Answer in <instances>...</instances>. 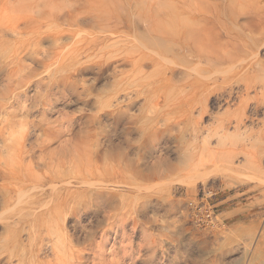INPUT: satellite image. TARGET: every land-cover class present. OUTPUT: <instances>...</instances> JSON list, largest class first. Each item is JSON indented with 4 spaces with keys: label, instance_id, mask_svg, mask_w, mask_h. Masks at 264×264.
<instances>
[{
    "label": "bare ground",
    "instance_id": "6f19581e",
    "mask_svg": "<svg viewBox=\"0 0 264 264\" xmlns=\"http://www.w3.org/2000/svg\"><path fill=\"white\" fill-rule=\"evenodd\" d=\"M37 1L33 0L31 3H26L23 0H13L10 3V6L18 8L17 13L20 15L17 16L19 18L13 28L14 31L38 33L41 31L42 26L47 27L50 22H53L54 25L55 22L57 24L58 20L61 21L60 17H64L63 21L68 27H71L73 24L79 26L82 21H88L87 17L80 18L81 14L73 12L67 8L69 7L67 5L66 8L65 6L58 5L56 7L51 5L50 1L44 0L42 4H39L40 1ZM144 2L147 1L143 0L142 6ZM175 3L159 2L157 5L165 9V13H161L164 12L162 8H159V10L154 8L151 10L152 13L147 14L144 18L145 26L139 25L137 21L135 23L131 22V27L127 31L121 28L125 21L123 18L107 17L106 13H102V16L94 19L90 18L91 20L87 22L92 28H97L96 32H87L80 29L76 32H68V34L63 31L52 34V39L57 41L62 40L63 34L69 35L75 47L60 60L50 65L43 64L44 71L39 75L34 72V69L27 67L21 61V58L15 57L16 62H14V59V61L12 60L15 67L10 69L9 73L7 72L6 77L9 78V82L16 81V84L13 88H9V93H0V176L9 178V185L0 186L1 207L10 206L18 200L17 192L23 189H41L39 191L43 194L47 188L54 191V193L49 195L51 198L49 200L51 202V200L55 199L56 201L57 199L58 202L56 201V204L59 206L57 212L59 214L60 209H67L70 212L76 211L78 207L82 208L83 206L86 211L95 209V211L101 210L104 212L105 221L98 224L97 227H91L87 223L90 228L85 231L93 236L103 226L102 228L104 229H101L103 233L102 235L99 234L101 242L94 243V246L90 240L95 236L93 238H86L82 241V244L85 245L83 249L77 250V247H73V243L79 242L78 239L67 231L69 229H66L65 225H60L61 223L59 221L60 224L57 223L55 219V225L53 222H48L49 224L42 222L43 224L38 223L39 225H35L34 222V225H29L30 223H26L22 219L23 216L17 217L16 221H9L8 219L5 222L7 226L0 235V264L3 261V264H123L126 258L131 257L132 259L133 255L136 254L135 251L137 249L134 250L135 248H131L128 245L129 249L127 250V247L120 246L121 244H118V248L111 246V244L110 246L113 247V250L110 251L108 249V252L106 250L108 243L106 235L112 233L114 235L113 241L121 239V242L117 240L119 243L124 242L127 237L129 239V236H127L129 234L126 235L125 232L130 218L132 219V224L130 223L132 225L131 230H133L132 232H136L137 222L139 221H136L133 215H137V213L141 214L142 210L146 209L144 207L147 203H150L152 195L155 192L165 190L164 188L159 190V186H154L158 184L151 185V182L154 183L153 181L162 179L166 175L174 174V169L170 166V162L168 164L165 161L166 159L162 161V156L156 159L155 154L158 153V147L162 144L166 146L172 141L178 146L186 145L184 135L186 131L189 132L191 138L189 142H193L194 145V142L201 136V134L198 136L201 131L200 122L202 116L206 113V106H204V101H207L206 92L208 88L206 86L200 85L195 89L196 82H193L189 85V93L185 95L183 94L185 91L184 85H181L178 89L182 93L180 95V93H175L176 87L170 84L174 76L177 77L179 75L180 78V75H182L181 81L183 82L192 74H200L202 68L187 69L178 73L173 66L169 64L164 65L161 60H165L169 55L176 56V60H182L186 56H191L197 62L202 60L218 65L219 62L221 63L228 56L227 53L226 56L221 55L219 51L216 27L202 20L199 14V16L192 19V22H189L182 15L185 12L184 10H188L187 8L190 5L187 8L183 7V9ZM183 4L181 3V6ZM197 4L199 9L196 8L198 9L196 13H200L201 10L206 9L215 18L220 15L218 9L220 2L214 1L210 3L208 1H201ZM157 5L155 7L158 8ZM110 21H114L115 23L110 25ZM235 25L238 29L240 28L239 32H242L243 26L239 25L237 21H235ZM237 28L234 29L238 32ZM136 34H140V36H132ZM250 43L253 48L256 47L255 45L258 47L257 40H250ZM162 45L170 46V48L166 49V51H154L155 47ZM174 49L178 50V53L175 54L173 52ZM46 57L52 58V54H46ZM172 62L175 61L173 60L168 63L173 64ZM85 63L97 69L99 73L102 72L101 74H103V71L111 68V66H114L111 69L112 71L109 70L111 71L113 81L109 85L110 88L102 101L96 99L98 96L95 98L96 111L89 115L85 121L87 127L83 128L86 133L84 135L88 137L94 136V145L89 147L78 145V140H76L75 146L68 148L72 141L70 138L64 139V136L68 133V136L71 135L74 118H64L48 122L46 121V113L51 111L59 99L68 96H78L87 100L91 97V90L85 85L86 82L80 83L81 79H79V82L75 77V74L78 73V66ZM122 67H128V69L120 70L119 68ZM83 69L81 68L82 71ZM40 75L42 76L37 80V76ZM20 77L22 78L20 79ZM31 88L34 89L35 96L38 97V100H34L36 103L32 101L28 102L29 98L27 94ZM231 92L232 89L228 94H231ZM139 100H143V104L137 109V113H132L133 105ZM36 108H40L41 110L39 111V119H28L31 112ZM248 111H250V115L247 114ZM194 112L197 113L196 117L193 114ZM259 113L263 118L259 121L261 127L256 140L264 141V79L259 81L246 80L242 83V90L237 98L234 113L231 118L222 119L218 128L221 131H226L229 126H233L234 133L240 136L239 143H241L244 135L241 137L242 134L239 131L243 129L247 130L249 127L246 129L245 121L251 120L252 122L254 118H257ZM19 116L23 118L22 122L18 121ZM102 117L108 118V123L102 122ZM17 126L20 128H17ZM89 126H92V129H89ZM119 128H121V131ZM118 130L123 135L124 143L115 145L116 141L114 140V142L113 138L118 135ZM251 131L250 134L248 133L249 135L246 134V138L252 137ZM133 134L137 135V137L131 138ZM81 137L82 135H80ZM225 138L226 134L223 138L219 136L218 141L223 144ZM84 141H87L86 138ZM202 143V145L207 146L208 140L204 139ZM244 143L240 145L239 149L230 148L227 151H224V149L222 161H226L232 155L243 154L245 161L250 162V164L257 163L259 161L257 160L259 149H254V151H257L252 152L248 148L251 152L246 151ZM72 144L74 145V143ZM53 145L57 146L52 147ZM72 151H74L73 155H75L74 162L68 159V154L73 153ZM260 151L264 152L263 150ZM101 152H104L102 155L103 159L100 158L102 163H100V159L98 158ZM113 152L115 153L114 155L109 154ZM208 152L211 153L210 151ZM201 153L199 157H184L185 159L181 163V165L183 164L182 167L184 166L181 170L185 172L184 174L190 171L197 172L208 166V164H216L217 160L215 156L210 155L211 157L206 160L204 159L205 156H203L205 155L204 152ZM107 154L113 157V159H107L105 157ZM40 165L43 168H41L42 170L39 168ZM67 165L69 166L67 167ZM175 169V173L178 172L179 174L178 168L176 167ZM92 180L97 183L92 184L90 182ZM75 184L80 185V187L78 186L73 189V186L76 187ZM104 184L120 186L124 188V191L118 194V198L115 195L118 202H113V205L107 207L104 206L105 208L103 209V207L101 208L102 203L105 201L107 203L108 201L112 202L114 197L111 196L116 193L113 190L115 192H112L113 195H110L111 192L108 194L104 190L106 187H103ZM92 186L95 189L91 188ZM62 190L64 192H61ZM115 190L117 191V189ZM104 191L105 193L107 192L106 195ZM34 195L36 194L34 193ZM77 211L79 213V210ZM62 215L64 214L62 213ZM42 216L44 219V212ZM52 216L51 213L50 217H55ZM56 217L59 218L58 215ZM63 218L64 216L61 217V220H65ZM93 225H95V222ZM140 228L143 229V227ZM42 232L46 233L44 236L47 237V243H50L51 256L49 257L51 259L48 257V260L45 257L46 261L43 259V256V258H40V255L45 253L44 246H46L44 244V237H41ZM141 233L143 234V232ZM23 234L27 236V244H23L21 240V235L23 236ZM148 234L145 232L144 236L146 237ZM83 238L85 237L83 236ZM96 241L99 240L96 239ZM144 244L143 246L146 247V244ZM141 250L139 249V251ZM43 251L44 253L41 254ZM151 252L153 253V251ZM153 254L151 255L153 256ZM88 256H92L91 262L90 260L89 262L86 260ZM152 256L150 259L153 258Z\"/></svg>",
    "mask_w": 264,
    "mask_h": 264
},
{
    "label": "rangeland",
    "instance_id": "374dc122",
    "mask_svg": "<svg viewBox=\"0 0 264 264\" xmlns=\"http://www.w3.org/2000/svg\"><path fill=\"white\" fill-rule=\"evenodd\" d=\"M12 1L13 0H0V93L5 92L6 94L9 93V88H13L16 84V81L9 82V78L6 77L7 72L15 67V64L12 62L15 57L21 58V61H23L27 67L34 69V72L39 75L44 71L43 64L50 65L55 61L60 60L75 47L73 40L69 35H67L68 32H76L80 29L87 32H96L97 28H92L87 24V22L91 20L90 18L94 19L98 16H102V13H106L105 15H107V17L113 16L123 18L125 21L121 28L127 31L131 27V22L135 23L137 21L139 25L145 26L146 23L144 18L146 15L151 14V10L154 8L158 10L159 8H162L159 7L160 5H157L159 2L175 3L178 1L175 3L178 7L187 8L190 5L189 8H193L194 11L192 8H187L188 10L185 9V12L182 15L189 22H192L194 17L200 15L202 20L216 27L218 33L219 51L221 55L226 56V53L228 54L226 59H223V61H221V63L219 62L218 65L213 63L210 64L202 60L197 62V60L191 56H186L182 60H176V56L169 55L165 58V60H161L164 65L169 64L170 66H173L178 73L187 69H195L198 67L202 68L200 74H192L186 79V81L183 82L181 81L182 75H180L179 78L177 73L178 76L175 74L177 77L174 76L173 80L170 81V84L176 87L175 93H180V95H182V93L179 92L178 89L181 85H184L183 88L185 91L183 94L185 95L189 93V85L193 82H196L195 89L200 85L208 88V91L206 92L207 101H204L206 113L201 118V131L198 134V136L201 134L203 138L199 136L196 141L197 143L194 142L195 144L193 145V142H189L191 138L189 136V132L186 131L184 135L186 140L185 144L187 145L188 143L187 148L186 145H175V142L173 141L169 142L166 146H163L164 144H162L158 147V153L155 154L156 159L157 157L162 156V161L166 159L165 161L167 163L170 162V166L174 169V174L166 175L162 179L160 178L153 181L154 183L151 182V185L158 184L154 186H159V190H162V188L165 190L163 189L164 191H160L162 193L159 191L155 192L152 195L153 197L151 196L152 198L150 203H147L144 207L146 209H143L141 214L137 213V215H133L135 217L134 219L139 221L137 222L138 230L136 229V232H132L133 230H131L132 219H129L130 222L128 220V226L126 227L127 230L125 233L126 235L129 234L127 235L129 236V239H127V237L124 242L119 243L121 242V239L113 241L114 235L112 233L106 235L108 238L106 250L109 249L111 251L114 246L118 248L120 244V246L127 247V250L129 249L128 245L131 248H135L134 250L137 249L138 251H135L136 254L133 255L132 259L131 257L126 258L123 264H264V152L260 151H264V141L256 140L261 127L259 121H261L263 116L259 113L257 118H254L252 122L251 120L245 121L246 129L247 127L250 129H241L242 131H239V133L241 132L240 134H242L241 137L244 135L241 143H239L240 136L234 133L232 128L233 126H229L226 131H221L218 128L222 119H229L234 113L237 105V98L242 90V83L246 80L259 81L264 79V0H146L147 2H144L143 6L141 4L143 0H46L50 1L51 5L54 6H65L66 8L67 5L69 6L67 8L73 12L81 14V16L79 15L80 18L87 17L88 21H82L79 26L73 24L71 27H68L63 21L64 17H60L61 21L58 20L57 24L55 22L54 25L53 22H50L47 27L42 26L40 29L41 31L39 30L40 32L38 33L17 30L14 31L13 28L19 18L17 16L20 15L17 13L18 8L10 6ZM23 1L31 3L33 0ZM201 1H208L210 3H213L214 1L220 2L218 7L220 15L215 18L213 17V14L206 9L201 10L200 13H196V10L199 9L197 7V3ZM37 2L42 4L44 0H38ZM181 3H184L183 6H181ZM156 5L158 8L155 7ZM163 11L164 12L161 13H165L166 10L163 9ZM232 15L235 16V18H233ZM231 20L234 21L232 22ZM235 21H237L239 25L243 26V29H241L242 32H239L240 28L238 29L236 27ZM113 23L115 22H109L110 25ZM233 26H235L234 28H237L238 32L233 28ZM250 29L254 30L251 31ZM58 31H63L67 34H63L62 40H53L52 34L56 32L58 33ZM132 36L139 37L140 34ZM250 40H257L258 47L255 45L256 47L253 48ZM169 48L170 46L162 45L155 47L154 51H166V49ZM173 52L176 54L178 53V50L174 49ZM46 54H52V58H47ZM14 60L13 61L16 62V59ZM173 60L175 61L172 62L173 64L168 63ZM90 67L91 66L86 63L79 65L78 73L75 74V77L79 82V79H81L80 83L86 82L85 85H87L91 90V97L87 100L79 98L78 96H68L66 98L59 99L51 111L46 113V121L48 122L64 118H74L73 129L71 130L73 133L71 132V135L69 136L68 133L66 134L67 137L66 135L64 136L65 138L63 137L64 139L70 138L72 141L68 148H73L75 143H77L76 140H78V145H84L86 147L94 145V136L88 137L87 135H84L86 133L83 128L87 127L85 121L89 115L96 111L97 105H95V100H103V97L107 94L110 88L109 85L113 81L111 77V69H113L114 66H111V68L103 71V74H101L102 72L99 73L97 69ZM81 68H84L83 71ZM119 69L127 70L128 67H122ZM41 76L42 75L37 76V80ZM21 78L22 77H20V79ZM231 89V94H228ZM97 96L98 98H96ZM27 97L29 98L28 102L32 101L36 103L34 100H38V97L35 96V91L32 88L29 89ZM141 104H143V100L136 101L135 105L137 106L133 105L134 108L132 107V113H137V109ZM39 111H41L40 108L34 109L28 119H39ZM249 112L250 111L247 113L248 115H250ZM193 114H195V117L197 116L196 112ZM18 121L22 122L23 118L19 116ZM102 122L108 123V118L102 117ZM17 128L20 127L17 126ZM90 128L92 129V126H89V129ZM93 129H95V127H93ZM119 130L121 131V128H119ZM119 130L117 133L118 135L113 138V141H116H114L115 145L124 143L123 135H121ZM250 131L252 132V137H248V139L246 138V134H250ZM224 133L226 134V138L224 139V143L221 144L218 139L219 136L220 138H223L225 135ZM78 134L82 135V137L80 138V135ZM132 137L136 138L137 135L133 134L131 138ZM85 138L87 141H84ZM204 139L208 140V144H206L207 146L202 145ZM88 141L90 144H86ZM72 143H74V145ZM242 143L247 146L244 147L246 151L256 152L257 150L254 151V149H259L257 153V160L259 161L257 163L250 164V162L245 161L243 154H235L226 159V161H222L224 158V149V151H227L230 148L239 149ZM55 146L57 145H53L52 147ZM72 152L73 153L68 154V159L71 162H74L75 155H73L74 151ZM201 152H204L205 155L203 156H205L204 159L206 160L211 157L210 155L215 156L217 160L216 164H208V166H205L197 172L190 171L184 174L185 172L181 171L184 167H182L183 164L181 165L183 162L182 160L185 159L184 157H199L202 154ZM103 153L104 152H101L98 157L99 159H103ZM109 154L114 155L115 153L113 152ZM189 154L191 155L189 156ZM105 157H107V159H113V157H110L108 154ZM101 159L100 163H102ZM68 166L69 165H67V167ZM176 167L179 170V174L178 172L175 173ZM39 168H42L41 165ZM73 169L75 168L73 167ZM78 177L80 176L78 175ZM90 182L93 184L96 181L94 182V180H92ZM2 185H9L8 177L0 176V186ZM161 185L162 187H160ZM78 186L80 187V185L77 184L76 187L73 186L72 188L74 189ZM103 187H105L104 190H106L108 194L111 192L110 195H113V193L116 192L113 196H111L114 197L112 202L108 201L107 203L105 201L102 203L103 205H101V208L103 207L104 209L105 207L116 203L118 199L116 200L115 195H117L118 198V194L124 191V188L105 184ZM91 188L95 189L94 186ZM114 188L117 189V191L119 190V192L117 193ZM39 190L41 191V189H23L17 192L18 200L10 206L3 208L0 205V235L7 226V223H5L7 222L6 220L9 219V221H16L17 217L23 216L22 219L26 223H30L29 225H39L42 222L49 224L52 222L54 223L55 221L57 223L60 222V225H65V228L69 229L67 231H69L70 234H73L79 241L77 243H73V247H77V250L83 249V246H85L82 244L83 239L93 238L95 236L90 240L91 243L94 245V243L96 244L101 242L100 235L103 233V231H101V229H104L102 228L103 226L100 227L98 230L99 232L97 231L93 236L89 235L85 231L89 230L90 226L97 227L98 224L104 222V212L101 210L95 211V209H91L90 211L87 210V212L86 209H84L85 207L82 206V208L78 207L77 209L80 214L77 210L69 212L67 209H60L59 214L57 212L59 209V206L56 204L57 199L56 201L55 199L51 200V202L49 200L51 199L49 195L54 193V191L46 188L43 195ZM113 190L115 192H113ZM61 192L64 191L62 190ZM34 193L36 195H34ZM41 204H46V208ZM80 208L84 210L82 211ZM38 212H41L40 215H38ZM43 212L45 216L44 219L42 216ZM96 212L97 214H95ZM51 213L53 215L52 217L55 216L54 218L50 217ZM62 213L64 215H62ZM45 214L47 216L49 214L50 215L46 218L47 216ZM72 214L75 215L72 216ZM57 215L59 218L56 217ZM63 216L65 220H61V217ZM62 221L64 224H62ZM94 222L95 225H93ZM87 223H89L90 226ZM139 226L143 227V229ZM141 232H143V234ZM145 232L146 234L149 233L146 235L148 238L144 236ZM42 233L41 237H44L45 239L44 244L46 246H44V251L46 254L43 251L41 254H44L40 255V258L44 257L43 259L46 261V259L51 256L50 243H47V237L44 236L46 233ZM83 236L85 238H83ZM152 236H155L156 238ZM95 238L99 241H96ZM153 238H155V240H153ZM21 240L23 241V244H27L26 235H21ZM154 241L155 243L153 244ZM144 242L145 244L147 243L146 247L143 246ZM139 249L141 251H139ZM49 251L50 253H48ZM151 251H153L154 254ZM151 254H153V256ZM150 255L153 258L150 259ZM49 259H51V257H49ZM86 260L88 262L90 260L91 262L92 256H88Z\"/></svg>",
    "mask_w": 264,
    "mask_h": 264
}]
</instances>
